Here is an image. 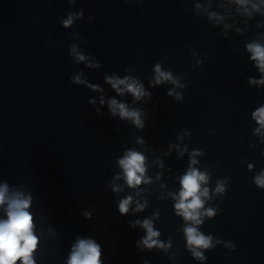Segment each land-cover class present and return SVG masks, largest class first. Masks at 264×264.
I'll return each mask as SVG.
<instances>
[{"label": "clouds", "instance_id": "1", "mask_svg": "<svg viewBox=\"0 0 264 264\" xmlns=\"http://www.w3.org/2000/svg\"><path fill=\"white\" fill-rule=\"evenodd\" d=\"M242 2V0H241ZM71 19L65 21V26L71 24ZM249 51L253 53V59L258 61V66L264 72V47L257 44L248 46ZM78 59L83 60V56ZM157 83L161 80H170L169 73L160 71L159 66L156 68ZM79 78L77 77V80ZM113 88L118 91L119 85L124 84V80H110ZM127 91L131 92L136 98H139L144 93L142 88L135 82L127 84ZM113 114L119 111L121 118H130L140 126L138 113L135 111H128L123 104H117L115 100L110 102ZM258 122L264 126V108L255 113ZM121 167L124 169V174L129 186H135L142 182L144 173V157L137 152H129L119 161ZM193 163L195 161L193 160ZM206 176L196 169H191L185 174L181 180L182 190L179 193V202L176 204L178 214L183 215L186 220H192L195 223H200L198 209L203 206L201 195L207 196V189L201 192V182H206ZM257 184L264 187V179H257ZM222 186L217 187V191H222ZM131 198L123 200L120 203L119 209L122 214L128 211V205ZM7 205L5 209L6 219H0V264H35L32 253L38 244V238L33 233V218L28 211L31 199L23 197L21 194L12 196L7 195V187L0 188V206ZM209 215L213 213L209 211ZM147 229V237L143 243L147 247H152L156 241L153 237L158 233L153 231L151 223L144 221L143 225ZM188 242L190 245L197 247H208L210 238L204 237L198 233L193 227L185 229ZM200 256V253H195ZM68 264H99V245L91 240H79L74 247Z\"/></svg>", "mask_w": 264, "mask_h": 264}]
</instances>
